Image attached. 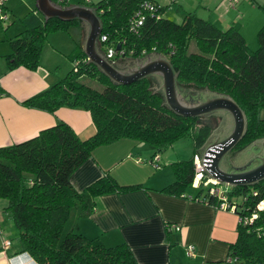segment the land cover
<instances>
[{
    "label": "trees",
    "instance_id": "16d2710c",
    "mask_svg": "<svg viewBox=\"0 0 264 264\" xmlns=\"http://www.w3.org/2000/svg\"><path fill=\"white\" fill-rule=\"evenodd\" d=\"M52 1L65 5L61 0ZM87 5L95 7L101 24L99 37L104 36V40L98 37L99 49L102 53L111 49L112 62L117 57L141 58L157 52L177 71V82L227 95L242 110L245 131L233 150L264 136V23L256 34L257 48L250 51L234 29L220 30L192 11L184 12L176 22L163 16L164 7L154 0H97ZM71 28L78 30L74 46L66 55L71 67L20 104L50 114L61 107L84 110L94 132L79 138L68 124L57 120L29 139L1 146L0 216L13 222L19 251L26 252L37 264H140L126 243L105 246L73 226L74 218L88 215L95 197L134 191L139 185H120L103 174L77 191L70 183L72 172L95 147L121 138L160 152L178 138L189 136L194 147L191 158L170 164L174 178L162 189L181 195L191 187L193 155L214 127L215 119L181 117L159 106L161 98L146 89V78L126 85L113 84L86 61L83 28L76 20L50 18L20 31L9 40L8 68L35 70L47 34ZM0 95L7 93L0 91ZM209 186L194 188V197L201 195L214 207L218 201L209 194ZM236 195L239 199L232 200ZM225 196L235 205L236 217L247 218L244 225L237 222L236 238L229 245L226 259L230 258V263L264 264V204L258 208L264 203V179L252 186L231 187ZM173 226L166 224V232Z\"/></svg>",
    "mask_w": 264,
    "mask_h": 264
},
{
    "label": "crops",
    "instance_id": "0c3cea01",
    "mask_svg": "<svg viewBox=\"0 0 264 264\" xmlns=\"http://www.w3.org/2000/svg\"><path fill=\"white\" fill-rule=\"evenodd\" d=\"M61 1L65 5L89 6L87 4L93 3H89L90 0L76 1L73 4H68L66 0ZM39 21V17L34 18V22L14 28L9 27L11 22L5 25L0 23V91L7 93L0 95V147L29 139L39 130L52 126L57 120L68 124L79 138H85L94 132L89 114L84 110L61 107L50 114L20 104L22 100L55 82L50 77V73L55 71V60L44 66L39 59V66L35 70L22 66L8 68L11 63L6 58L11 52L9 40ZM49 43L45 42L42 47L41 52L46 50L45 55L53 52L54 47L49 46ZM155 154L160 167L158 170L149 161L146 163L136 160H152ZM177 160L179 159L164 155V152H155L147 145L128 138L95 147L89 158L70 176V183L75 190H84L90 182L103 174H108L120 185L135 184L139 188L95 197L88 215L74 218L75 230L87 238H98L105 246L126 243L140 264L169 262L171 250L179 243L178 240L193 236L196 240L192 245L202 259V264L221 262L217 251H222L223 244L217 242L228 243L227 255L229 245L235 239L232 241L230 236L213 234V230L217 217L223 216L231 223L232 214L201 201V195L195 198V190L191 196L186 194V190L181 195L164 192L162 189L172 182L174 174L161 168L169 166L172 170L170 164ZM166 224H174L177 232L172 229L166 232ZM201 225H207L210 229L201 228ZM205 236L207 240H203ZM7 241L8 246H4ZM19 248V244L7 239L0 228V264H37L26 252L19 251ZM211 249L213 253H209ZM170 263L180 262L172 260Z\"/></svg>",
    "mask_w": 264,
    "mask_h": 264
},
{
    "label": "water",
    "instance_id": "95a60500",
    "mask_svg": "<svg viewBox=\"0 0 264 264\" xmlns=\"http://www.w3.org/2000/svg\"><path fill=\"white\" fill-rule=\"evenodd\" d=\"M34 8L42 16L43 22L55 18L60 21L76 20L82 25V52L86 61L96 66L98 71L113 84L126 85L146 78L150 94L161 98L159 106L167 107L181 117H204L221 115L218 125L210 130L205 141L195 150L203 172L218 185L228 188L252 186L264 179V136L251 140L248 144L230 154L244 134L246 120L244 113L231 97L201 89L192 83L176 81L168 60L157 52L146 53L141 58L124 56L114 62L107 60L99 49L98 37L101 24L95 7L83 4L60 5L52 0H34ZM261 152H258L259 146ZM250 157L252 159L240 166Z\"/></svg>",
    "mask_w": 264,
    "mask_h": 264
},
{
    "label": "rangeland",
    "instance_id": "374dc122",
    "mask_svg": "<svg viewBox=\"0 0 264 264\" xmlns=\"http://www.w3.org/2000/svg\"><path fill=\"white\" fill-rule=\"evenodd\" d=\"M76 1L81 0H66L68 4H73ZM96 0H90L89 3L95 2ZM158 3L162 4L164 7L163 16L168 17L176 22H179L184 14V12L192 11L198 17L208 20L216 28L220 30H225L227 28H232L240 34L243 38L248 50L253 51L257 48L256 34L258 29L264 23V0H156ZM4 10H0V17L7 15L8 22H1V24H11L9 27L24 26V23L34 22V18L40 19L42 21V16L34 8V0H6ZM39 22L29 25V27L39 24ZM78 30L76 28L69 29L68 32L64 31H52L46 36V42L49 46H53V52H48L45 55L43 50L40 53V62L47 65V62H52L55 60V71L50 73V77H53L54 81L56 78H61L65 72L71 67L70 62L66 59V55L73 48V37H77ZM57 45L56 47L54 46ZM47 45V44H46ZM213 123V122H212ZM164 155L168 154L171 158H176L179 160H186L191 158L194 147L193 142L189 136H183L175 140L171 145L162 148L159 153ZM175 156V157H174ZM154 167V161L151 160L149 163ZM155 168V167H154ZM160 169L158 166L155 170ZM166 171H170L173 174L170 167L165 166ZM220 189L225 192L228 191V187L225 185H218ZM194 188H186V194L191 196L193 194ZM232 200L239 199V196H232ZM227 211L232 214L233 221L229 223L225 220V217H217L215 223V228L213 234L230 236V240L235 239L237 217L232 212L231 209H219ZM207 226V225H206ZM201 225V228L206 227ZM0 228L6 238L12 243H17L16 236L17 230L13 225V222L9 219H4L2 215L0 216ZM177 232V229L171 228ZM205 229H210L206 227ZM220 238V237H218ZM195 237L188 236L186 238H181L178 240L179 243L173 246L171 250V256L169 262L172 260L180 262L179 264H202V259L199 258L198 253L193 247L192 243L195 241ZM207 240V236L203 238ZM201 243V242H200ZM218 244H223L222 251H217V256H221V262H214L213 264H228L226 262V249L228 243L217 242ZM202 244V243H201ZM206 245V241H205ZM209 251V253H213ZM198 256V258H197ZM175 263V262H173Z\"/></svg>",
    "mask_w": 264,
    "mask_h": 264
},
{
    "label": "built area",
    "instance_id": "2783aa9c",
    "mask_svg": "<svg viewBox=\"0 0 264 264\" xmlns=\"http://www.w3.org/2000/svg\"><path fill=\"white\" fill-rule=\"evenodd\" d=\"M5 1L6 0H0V10H4V8H5ZM144 5H146L147 7H148V4H144ZM149 8H151V7H149ZM8 21V17H7V15L5 14V15H3L2 17H0V23L1 22H7ZM140 21H141V17H140V19L137 21V23L139 24L140 23ZM99 40L100 41H103L104 40V36H100L99 37ZM112 53H113V51L111 50V49H106L105 51H104V53H103V55L105 56V58L107 59V60H110V58L112 57ZM111 61V60H110ZM152 159H153V161H154V167L155 168H157L158 167V165L155 163V161L157 160V156L156 155H154L153 157H152ZM138 162H148L149 161V163H151V159L149 160H145L144 161V159L143 160H141V159H136ZM193 165H194V177H193V180H192V183H191V187H193V188H196L197 186H199V185H203V186H207V185H210L209 186V188H208V192H209V194H211V195H213V196H215V198L217 199V203L214 205V208H216V209H231L232 210V212L234 211V204H231V203H228L227 202V199H226V196H225V191L224 190H222V189H220V187H218V184L215 182V181H213V180H211V179H209V178H207L205 175H204V172H203V170H202V167H201V165H200V163H199V160H198V158H197V155H194L193 156ZM200 200L201 201H203V202H206V200L205 199H202V198H200ZM263 202H261L259 205H258V208H261L262 206H263ZM250 220V219H249ZM237 222L239 223V224H245L246 222H247V218L246 217H243V216H239L238 218H237ZM173 228H177L175 225L173 226ZM4 246H8V242H5V244H4ZM226 262H228V263H230L231 262V260H230V258H227L226 259Z\"/></svg>",
    "mask_w": 264,
    "mask_h": 264
},
{
    "label": "flooded vegetation",
    "instance_id": "af4514ba",
    "mask_svg": "<svg viewBox=\"0 0 264 264\" xmlns=\"http://www.w3.org/2000/svg\"><path fill=\"white\" fill-rule=\"evenodd\" d=\"M204 117H208V118H213V119H215V123H214V127L212 128V129H214L217 125H218V123L220 122V120H221V118H222V116L221 115H208V116H204ZM214 122V121H213ZM211 129V130H212ZM259 146V150H258V152L257 153H255L254 155H253V157H255V156H257L260 152H261V147H260V145H258ZM234 151H236V150H231L230 151V153H229V156L227 157L228 158V160H229V157H230V154L232 153V152H234ZM252 159V157H250L247 161H245L242 165H240V166H233L232 164H231V162L230 161H228L227 160V162H228V164L231 166V167H233V168H239V167H242V166H244L247 162H249L250 160Z\"/></svg>",
    "mask_w": 264,
    "mask_h": 264
},
{
    "label": "clouds",
    "instance_id": "9594fccd",
    "mask_svg": "<svg viewBox=\"0 0 264 264\" xmlns=\"http://www.w3.org/2000/svg\"><path fill=\"white\" fill-rule=\"evenodd\" d=\"M156 155V154H155ZM195 155H197V154H195ZM157 156V155H156ZM194 156V155H193ZM193 159V158H192ZM204 175L206 176V174L204 173ZM207 177V176H206ZM208 178V177H207ZM210 179V178H209Z\"/></svg>",
    "mask_w": 264,
    "mask_h": 264
}]
</instances>
